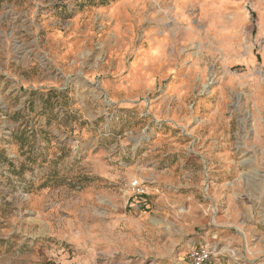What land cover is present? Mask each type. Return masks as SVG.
<instances>
[{"label":"rangeland","instance_id":"374dc122","mask_svg":"<svg viewBox=\"0 0 264 264\" xmlns=\"http://www.w3.org/2000/svg\"><path fill=\"white\" fill-rule=\"evenodd\" d=\"M209 231L264 264V0H0V264H177Z\"/></svg>","mask_w":264,"mask_h":264},{"label":"built area","instance_id":"2783aa9c","mask_svg":"<svg viewBox=\"0 0 264 264\" xmlns=\"http://www.w3.org/2000/svg\"><path fill=\"white\" fill-rule=\"evenodd\" d=\"M156 181H146L142 178L133 180L128 187L132 196H144L147 195L155 185ZM218 235L215 232H207V237H201V242L192 245L186 254L184 260L178 259L177 264H212L213 259L217 255L218 249Z\"/></svg>","mask_w":264,"mask_h":264},{"label":"crops","instance_id":"0c3cea01","mask_svg":"<svg viewBox=\"0 0 264 264\" xmlns=\"http://www.w3.org/2000/svg\"><path fill=\"white\" fill-rule=\"evenodd\" d=\"M212 264H222V260L218 258H214Z\"/></svg>","mask_w":264,"mask_h":264}]
</instances>
